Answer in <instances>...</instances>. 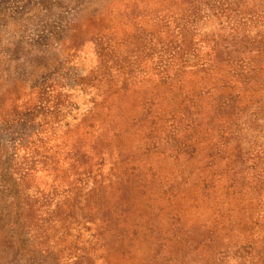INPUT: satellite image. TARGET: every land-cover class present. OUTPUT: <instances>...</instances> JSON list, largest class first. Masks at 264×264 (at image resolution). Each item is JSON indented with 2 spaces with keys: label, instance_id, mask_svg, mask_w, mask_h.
I'll return each mask as SVG.
<instances>
[{
  "label": "rangeland",
  "instance_id": "374dc122",
  "mask_svg": "<svg viewBox=\"0 0 264 264\" xmlns=\"http://www.w3.org/2000/svg\"><path fill=\"white\" fill-rule=\"evenodd\" d=\"M0 264H264V0H0Z\"/></svg>",
  "mask_w": 264,
  "mask_h": 264
}]
</instances>
